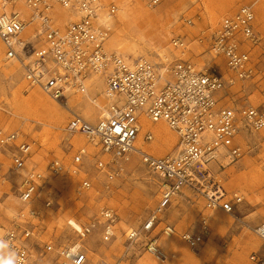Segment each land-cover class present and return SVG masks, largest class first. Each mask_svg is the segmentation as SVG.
Masks as SVG:
<instances>
[{"label": "built area", "instance_id": "1", "mask_svg": "<svg viewBox=\"0 0 264 264\" xmlns=\"http://www.w3.org/2000/svg\"><path fill=\"white\" fill-rule=\"evenodd\" d=\"M0 8V41L5 61L23 69L24 81L30 87L40 88L68 109L72 97H88L89 91L92 93L97 79L103 78L106 86L104 104L95 93L90 96L93 106L101 111L96 123L71 114L65 128L71 149L79 144L75 140L83 138L88 143L78 145L71 163L66 158L53 157L43 171L31 163L37 147L35 140L20 131L0 129V157H9L7 170L0 160V187L8 181L9 173L21 178L20 199L26 205V210L0 236L10 242V249L4 250L9 258L16 252L18 264H37L29 240L49 217V211L56 209L52 182L66 175H79L83 173L81 168L89 164L93 166V176L104 179L103 192L97 191L100 195L95 205L103 230L91 248L86 241L94 236L97 221L70 219L68 225L78 234V241L61 244L56 234L43 241V253L53 256V264H124L131 261L132 248L137 244L157 264H169L174 255L160 246L154 233L164 213L185 189L202 196L208 209L234 214V199L240 203L243 198L236 194L230 199L210 164L242 159L244 150L237 142L239 136L245 129L264 130L263 107L252 103L224 106L219 101L220 91L228 85L253 80L264 59V34L257 26L255 5H244L229 13L195 39H173L171 44L177 54L161 58L160 65L142 57L130 60L107 48L113 20L120 12L113 3L0 0ZM187 23L194 24L193 20ZM207 54L222 58L233 77L226 78L216 68H201L200 59ZM145 122L166 123L178 137L176 149L156 156L137 148L141 136L145 145L155 139L153 129L145 130ZM134 158L160 177L158 204L140 228L126 233L122 255L110 260L98 254L117 236L118 216L109 205L108 191L124 178ZM93 188L94 182L85 180L78 194ZM252 231L264 245V222ZM211 233L208 218L204 217L198 232H185L181 239L199 249ZM174 234L171 227L164 230V235ZM249 259L252 264H264V252H253Z\"/></svg>", "mask_w": 264, "mask_h": 264}, {"label": "rangeland", "instance_id": "2", "mask_svg": "<svg viewBox=\"0 0 264 264\" xmlns=\"http://www.w3.org/2000/svg\"><path fill=\"white\" fill-rule=\"evenodd\" d=\"M104 2L113 3L120 8L112 23V30L106 42L107 48L122 56L126 53L136 59L145 58L156 65L161 64V58L177 54L171 44L173 39L178 37L195 39L208 26L216 25L229 13L244 5H255L257 26L264 34V0H162L157 3L154 0H104ZM124 5L129 9L130 16L125 14ZM188 20H193L194 24L188 25ZM4 53L5 49L0 41V129L8 132L20 131L35 140L37 147L32 157L36 164L34 162L32 164L40 166L43 171L53 157H63L71 163L78 145H88L86 140L81 138L79 144L71 149L65 132L71 114L74 112L87 117V111L90 114L89 120L97 122L100 109L93 106L91 100L83 95L72 97L68 109L61 105L65 114L61 121L30 109L27 100L35 88L24 81V71L18 64L5 61ZM199 64L201 68L218 69L226 78L233 77L222 58L207 54L201 57ZM92 93L100 96L98 79L92 87ZM104 99L99 98L101 104L105 103ZM219 101L220 105L224 106L252 103L264 108V59L260 60L258 74L253 80L237 81L228 85L220 91ZM28 115L42 119L45 123L24 118ZM163 125L176 142L171 144L163 142L155 134L153 142L159 143L158 149L153 152L156 156H165L173 152L178 144L177 135L166 123ZM247 130L249 136L245 138L244 131L237 140L244 150L242 159L234 163L222 161L223 167L216 162L210 164L216 178L229 193L230 199L239 194L243 201L238 203L234 199L235 212L228 215L221 210H209L205 199L193 192L178 195L163 215L155 233L158 237L164 236L171 241L172 245L167 249L177 255V258L170 264H252L250 255L253 252L259 254L264 252L263 243L252 231L264 222V130L261 132ZM3 159L1 156L0 160ZM92 168L91 164L83 166L81 168L83 173L66 175L52 182L55 187L54 196L57 198L56 209L49 211V217L36 231L35 237L29 240L32 257L37 264H53V256L43 253V241L49 236L56 234L60 237L61 244L78 241V234L68 225V221L74 217L97 221L94 236H89L86 241L88 247L92 248L99 239L103 225L100 224L95 205L105 184L102 177L93 176ZM85 180L94 182V188L79 195L78 189ZM160 186V177L139 158H134L124 178L112 184L108 191L109 205L118 216L117 236L106 249L98 253L99 255L105 253L113 260L121 256L126 246V233L133 228H140L156 208ZM11 187L7 183L0 188V236L11 227L12 219L22 209L26 210V205L20 199V184L13 189V193ZM97 191H100V194ZM4 193L9 194L10 198L7 199ZM203 215L211 216L212 235L199 249H193L185 244L179 235L186 231H199ZM168 221L177 225L176 235L172 237L164 235ZM181 249H185L186 253H182ZM4 256L9 258L5 252ZM143 256L144 259H151L144 255L142 245L137 244L132 248L131 261L126 264H143L144 260L140 261Z\"/></svg>", "mask_w": 264, "mask_h": 264}, {"label": "bare ground", "instance_id": "3", "mask_svg": "<svg viewBox=\"0 0 264 264\" xmlns=\"http://www.w3.org/2000/svg\"><path fill=\"white\" fill-rule=\"evenodd\" d=\"M123 7H124L125 14L130 16L129 9L127 8V6L124 5ZM61 15L64 16L65 12L61 11ZM124 56L129 58L130 60L136 59V58H133L131 55H128L126 53L124 54ZM98 84H99V92H100L99 98H104L105 97L104 91L106 89L105 83L101 78H99ZM88 97L90 100H93V98H91L89 94H88ZM27 105L30 109H32L36 112H42V114H45L47 116H52L55 119H57V121H61L65 115L63 112V108H62L61 104L58 101H56V100L50 98L49 96H47L46 94H44L40 88H35L33 90V93L31 94V96L27 100ZM86 116L87 117L90 116L89 112H87V111H86ZM24 118H26L27 120L37 121L38 123H43V124L45 123L42 119L33 117L31 115L25 116ZM55 126L57 127V124ZM144 126L146 127L145 130L148 128L153 129V131L158 136L159 140L166 142V143L168 142L170 144L173 142L174 143L176 142L175 139H173V137H171V135H169L167 133L163 123L151 124L149 122H145ZM248 134H249L248 130L245 129V133L243 136H245V138H246L247 136H249ZM73 142L79 143L80 141L75 140ZM158 144H159L158 142H153L151 144L145 145L143 138L141 136L138 143H137V148H143L145 151L153 153L156 151V149H158ZM237 195H239V194H237ZM175 249H176V247H175ZM180 251L182 253H186L185 249H181ZM145 263L146 264H156L154 261H152L150 259L145 260Z\"/></svg>", "mask_w": 264, "mask_h": 264}, {"label": "crops", "instance_id": "4", "mask_svg": "<svg viewBox=\"0 0 264 264\" xmlns=\"http://www.w3.org/2000/svg\"><path fill=\"white\" fill-rule=\"evenodd\" d=\"M92 94V93H91ZM91 94H89L90 96H91ZM84 118H86L87 120H89V117L87 118V117H84ZM90 121V120H89ZM92 122V121H91ZM93 123H96V122H93ZM243 135H244V133H243ZM4 157V159L2 160V162L3 163H5V169L7 170L8 169V164H9V157L8 156H3ZM6 161H7V163H6ZM32 162H34L33 161V157H32V161H31V163ZM35 163V162H34ZM36 164V163H35ZM217 165H219L220 167H221V165H222V163H220V162H218L217 163ZM213 170V169H212ZM8 181L5 183V184H9L10 186H12L11 187V193H13L12 191H13V189H16L17 188V185H19L20 183H21V178H16L17 176H15V177H13L12 175H11V173H9L8 174ZM16 180V181H15ZM17 183H19V184H17ZM4 185V184H3ZM2 185V186H3ZM1 186V187H2ZM0 187V188H1ZM20 192V191H19ZM187 192H191L192 193V191H190V190H187V189H185V190H183L182 191V193H181V195L182 194H184V193H187ZM4 194H6V197H7V199H9L10 197H9V194H7V193H4ZM229 194V193H228ZM206 206H207V203H206ZM25 207V206H24ZM23 210V209H22ZM21 210V211H22ZM209 210H211V209H209ZM216 210H220V209H216ZM168 211V210H167ZM166 211V212H167ZM211 211H213V210H211ZM165 212V213H166ZM223 212V211H222ZM20 213V212H19ZM164 213V214H165ZM224 213V212H223ZM16 217V216H15ZM14 217V218H15ZM163 217V216H162ZM204 217H207L208 218V221H209V224H210V218H211V216L210 215H203L202 217H201V219H200V221L204 218ZM13 218V219H14ZM12 219V220H13ZM160 224V223H159ZM167 227H171V228H174V230H175V234L174 235H176V229H177V225L175 224H173L172 223V221H168V224L166 225V228ZM210 227H211V225H210ZM186 232H192V231H186ZM198 232V231H197ZM211 232H212V229H211ZM156 233V232H155ZM154 233V236H156V237H158L156 234ZM183 233H185V232H183ZM183 233H181L179 236H180V238H181V235L183 234ZM192 233H195V232H192ZM211 235H212V233H211ZM166 236V235H165ZM170 237H172V236H170ZM159 239H158V241H159V244H160V246L164 249V250H166L169 254H172V253H170L169 252V250L167 249L169 246L171 247V241H169V240H167V239H165L166 237H164V236H161V237H158ZM211 238V237H210ZM210 238H209V240H210ZM208 240V241H209ZM173 249H175V247H173ZM143 252H144V249H143ZM104 255L105 256H108L107 254H105L104 253ZM122 255V254H121ZM144 255H148V254H146L145 252H144ZM172 255H174V259H172L170 262H169V264L172 262V261H174L176 258H177V255H175V254H172ZM149 256V255H148ZM109 257V256H108ZM120 257V256H119ZM118 257V258H119ZM151 259L150 260H152V261H154V259L151 257V256H149ZM117 258V259H118ZM109 259L110 260H113V259H111L110 257H109ZM147 259H149V258H147ZM147 259H144V256L140 259V261L141 260H144V262H143V264H146L145 263V260H147ZM116 260V259H115ZM155 262V261H154ZM156 263V262H155ZM124 264H126V263H124ZM157 264V263H156Z\"/></svg>", "mask_w": 264, "mask_h": 264}, {"label": "clouds", "instance_id": "5", "mask_svg": "<svg viewBox=\"0 0 264 264\" xmlns=\"http://www.w3.org/2000/svg\"><path fill=\"white\" fill-rule=\"evenodd\" d=\"M10 249V242L0 238V264H18V257L15 252V255L11 258H6L4 256V250Z\"/></svg>", "mask_w": 264, "mask_h": 264}]
</instances>
